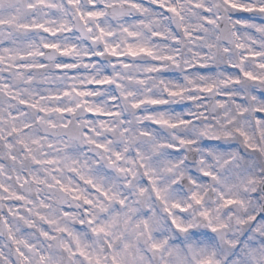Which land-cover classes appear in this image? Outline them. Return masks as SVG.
<instances>
[{
  "label": "clouds",
  "instance_id": "9594fccd",
  "mask_svg": "<svg viewBox=\"0 0 264 264\" xmlns=\"http://www.w3.org/2000/svg\"><path fill=\"white\" fill-rule=\"evenodd\" d=\"M206 262L264 264V0H0V264Z\"/></svg>",
  "mask_w": 264,
  "mask_h": 264
},
{
  "label": "snow or ice",
  "instance_id": "6c2138e0",
  "mask_svg": "<svg viewBox=\"0 0 264 264\" xmlns=\"http://www.w3.org/2000/svg\"><path fill=\"white\" fill-rule=\"evenodd\" d=\"M169 11H175V9H168ZM87 15L88 16H98V15H100V13H98V12H88L87 13ZM45 31H48L47 29H45ZM56 47V45H54V44H45L44 45V48H55ZM141 51H145L144 49H141ZM99 55V54H98ZM97 83H105L104 81H101V82H97ZM81 95H84V93H81ZM23 103V102H22ZM152 103H154V104H157V103H161V101H152ZM58 111H63L62 109H58ZM257 219H259V217H253V218H251V220H252V223L253 224H255L256 223V220ZM213 231H215V229H213ZM206 264H210V262H206Z\"/></svg>",
  "mask_w": 264,
  "mask_h": 264
}]
</instances>
